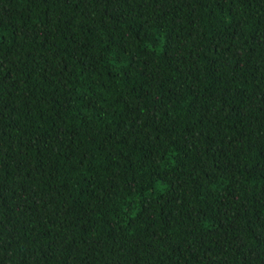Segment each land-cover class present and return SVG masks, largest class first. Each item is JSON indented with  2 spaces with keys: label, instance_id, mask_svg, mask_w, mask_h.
Listing matches in <instances>:
<instances>
[{
  "label": "trees",
  "instance_id": "16d2710c",
  "mask_svg": "<svg viewBox=\"0 0 264 264\" xmlns=\"http://www.w3.org/2000/svg\"><path fill=\"white\" fill-rule=\"evenodd\" d=\"M0 264H264V0H0Z\"/></svg>",
  "mask_w": 264,
  "mask_h": 264
}]
</instances>
